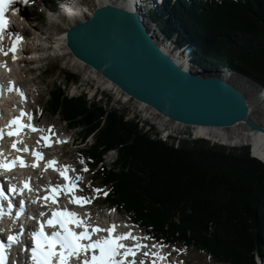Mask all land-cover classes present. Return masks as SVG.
<instances>
[{"label":"trees","instance_id":"1","mask_svg":"<svg viewBox=\"0 0 264 264\" xmlns=\"http://www.w3.org/2000/svg\"><path fill=\"white\" fill-rule=\"evenodd\" d=\"M149 17L206 71L230 69L264 88V0H165ZM61 75L66 86L78 83L75 74ZM108 103L68 97L61 85L46 103L78 131L88 173L107 193L103 204L167 245L255 264L264 254V164L250 147L162 141ZM109 152L115 158L107 165Z\"/></svg>","mask_w":264,"mask_h":264},{"label":"water","instance_id":"2","mask_svg":"<svg viewBox=\"0 0 264 264\" xmlns=\"http://www.w3.org/2000/svg\"><path fill=\"white\" fill-rule=\"evenodd\" d=\"M65 29L68 53L99 75L107 88L184 126L228 129L244 125L264 135V124L249 117L245 96L225 81V72L191 69L182 49L174 51L150 30L140 8H122L107 1L89 18ZM159 42L172 48L171 56ZM175 55L185 63L183 68L173 59Z\"/></svg>","mask_w":264,"mask_h":264},{"label":"rangeland","instance_id":"3","mask_svg":"<svg viewBox=\"0 0 264 264\" xmlns=\"http://www.w3.org/2000/svg\"><path fill=\"white\" fill-rule=\"evenodd\" d=\"M48 2H50V0H32V9H30L31 6H27L23 7L21 10L24 16L27 18V21H25V23L23 24V21L15 19L16 27L13 32L22 35L25 44L23 46V53L18 56V59L22 58L23 60L22 62L20 61L19 66L15 67L17 69L14 68L17 72H14V75H12V77L15 79V81H18L20 83V86L24 90V92L29 93V97H27V99L31 102L29 103V108L32 112V117L36 118L38 123L42 126L43 134H46V132H51L55 136H64L67 140L68 144L66 146H64L65 144H61L59 148H56V151H60L62 158H64L68 162V164H71L70 167L71 170H74L75 177H81L79 181H76V189L83 197H88L91 200V203H86V205H88V207L92 209L93 214L98 215L105 207L103 206L104 191L100 193L94 192L93 189H98L97 185L92 180L91 175L88 173V171H82V169L86 167L84 165V163L86 162V158L83 152L85 144H81L79 142L80 135L78 131L68 130L69 128L66 127V125L59 119V117L52 116L47 109L46 103L48 100V93L54 87V85L63 86L64 91L66 92L68 97L75 98L81 94H85L87 100L97 103L101 102L103 104L108 103L112 98L113 101L111 102V106L118 107L120 111L124 113L126 120H131L128 115V112L130 111L121 110L123 108H132V110L136 109L139 110L138 112L141 115H150L151 118L149 119V121H153L154 124H157L158 126L170 127V123H174L176 127L171 129H160L155 127L156 130L160 132V134L169 133V140H172L173 138L180 139V141L204 140L207 141L210 145L223 146L226 148L249 146L242 141L243 135H245L246 130H248L244 125H237L235 126V128L232 127L228 129H222V131H216L213 133L210 132L211 134L207 136L209 137L208 139L199 137L196 130L197 128H194L195 130L192 127H183L185 129L179 128L177 127V125L179 124H176L172 121L169 122V120H166L165 118L156 114L154 111L153 113L148 107L143 106L142 104H139L132 99H129L127 103H124L121 100H116L117 92L115 93L112 91V89L107 88V83L104 80H101L99 75L95 74L85 65H82L75 61L71 55L63 53L61 56H56L54 59H51L49 45L54 43L52 47L55 49V39L65 31L64 26L67 27V25L71 21L77 23L78 21H76V16L83 18L87 17H85V15H75L71 16L70 18L64 19V21H58L57 16L52 18L50 17V15H48L46 18L44 16L45 10L43 11L41 7L42 5L48 6ZM84 2L90 6L89 8L92 9L96 8L98 5L97 0H84ZM54 21L58 22L55 23ZM152 27L153 31H155L154 28L156 27ZM150 30H152V28H150ZM156 33L155 35H157ZM223 71L226 75L227 72L230 73L229 75H231V78L229 80V83H232L245 96L248 107L250 109L249 117L253 119L257 124H264V100L261 99L262 97H264V88H261L248 79L235 74L232 70L230 71V69H225ZM63 72H69L78 76V84L66 86L63 80V76L61 75ZM261 90L263 91L261 92ZM122 98L123 97H120V99ZM137 106L138 108H136ZM116 107L115 110L118 109ZM134 121L136 123L138 122L139 127H142L140 128L142 129V131L143 128H145L148 124L151 127L153 125L149 121H141L139 118H135ZM173 131L175 132L174 135L172 134ZM171 135L175 137H172ZM160 136L163 137V135ZM236 137L240 138L239 141L242 142L231 144V142H233ZM223 138L228 142V145L224 144ZM174 141L176 142V140ZM251 153L252 156L255 157L252 152V148ZM114 155V152H109L105 157V164L110 165L115 158ZM55 159L57 165H61V163H63V161H57V156ZM257 159L260 160L259 158ZM81 161H83V163H81ZM260 161L264 163L263 160ZM54 173L53 177H55ZM119 213L123 219L129 218L126 214L122 212ZM110 214L113 217L114 213L112 210H110ZM172 250L176 252V258L180 259L181 264H225L216 262L213 258L210 259L209 257H207L208 254H202L193 248H182L177 245L174 246V249ZM133 257L136 259L135 264L141 261H143V264H147L140 254ZM262 257H264V254ZM255 264H264V262L259 263L257 262L256 258Z\"/></svg>","mask_w":264,"mask_h":264},{"label":"bare ground","instance_id":"4","mask_svg":"<svg viewBox=\"0 0 264 264\" xmlns=\"http://www.w3.org/2000/svg\"><path fill=\"white\" fill-rule=\"evenodd\" d=\"M107 1H110V0H97V2H98L97 6H99L101 4H104ZM140 1L141 0H115V2H114L113 0H111L110 2L113 5H115V6H119V7H122V8L129 9L130 7L131 8H133V7H141V2ZM76 4L74 3V6H73V4H71V3L62 2L60 4V7H59L58 11L59 12L60 11L65 12V10H68L67 12L73 11L74 15H80V16H84L85 15V17H87V18H89L91 16V14L93 13V11H94L92 8H89V10H88V9H86V7L82 8L83 6L82 7H81V5L77 6ZM75 6H76V8H75ZM41 8L44 11V9L47 8V6L42 5ZM13 10H15V13H14L15 16L14 17L16 19H18L19 21H23L22 23L24 24L25 21H27V18L24 16L23 12L21 11L22 7L16 5V6H14ZM57 15L58 14H56V12L53 11L50 14V17L53 18V17H55ZM15 18H13V21L15 20ZM72 24H75V22L71 21L67 25V27H69ZM150 28H152V30H153L152 26H150ZM65 32H66V29L58 38L55 39L56 47H55L54 53L58 52V56L62 55L63 53L69 54L67 49H66V47H65V44H64L65 43V41H64ZM153 32L156 33L157 31L155 30ZM15 34L21 37V40L19 42H16V51H15V57L16 58H15V60L12 59L13 53L11 51H9V49L11 48L13 42H15V38H16L15 35L13 37V40L5 48V51L8 54L4 55V53H3V55H1L2 60L0 61V88L3 90V93L0 96V117H4V115H5V117H4L5 119H1L0 118V122H7V119H6L7 116L10 115L13 111H15L19 106H21V108H23L25 110H27V108H28V110L30 111L29 103H27V104L23 103L20 100V97H21L20 94L17 93L14 90V89L18 88L20 90V92H22L23 95H25V97H27L25 92L22 90V88L20 86V83L18 81H15V79L12 77V75H14L13 73L17 72V71H15V69H17L15 67L19 66L20 61L22 62V60H23L22 58L18 59V56L23 53V51H24L23 50V48H24L23 46L25 44L23 36L19 35L17 33H15ZM156 37H157V35H156ZM159 43H160V47H162L163 50L168 55L171 56L172 48L169 45H167V43H165L164 45H162V42H159ZM173 59L176 62L178 61V63H180L181 67L185 64V63H183V61L181 60V58L179 56L176 57V55H175V56H173ZM179 59H180V61H179ZM75 61H77V60H75ZM9 62H12V63H9ZM77 62L80 63L79 61H77ZM80 64H82V63H80ZM230 78H231V75H229V73L227 72V75L225 74V79L228 81V80H230ZM9 88H12L13 90L9 91ZM112 91L115 92V93L117 92L116 93L117 94L116 100H121L122 102L127 103L128 100L130 99L129 97H127L126 95H124L123 93H121L120 91H118L116 89H113ZM120 97H123V98L120 99ZM112 101H113V99L111 98V101H109L108 105H109L110 108L115 109L116 106H113L114 108L111 106L112 105L111 104ZM116 108H118V107H116ZM136 108H138V106ZM117 110L120 111L119 108ZM121 110L130 111V112H128V115H129L131 120H134L135 118H137V119L139 118L141 121H149V119L151 118L150 115H148V114L147 115L139 114V112H138L139 110H136V109L132 110V108L131 109L123 108ZM150 110L153 112L152 109H150ZM166 120H168V119H166ZM34 122H35V126H36V128H35L36 131L33 133V135L31 137L29 135H28L29 136L28 137V136H25V134H23L24 135L22 137L23 139L21 141L17 142L16 148L12 147V145H13L12 144V139H5V136L3 134L0 135V142H3V149L6 151L8 157H10L12 159L16 158V156L17 157H24V165H25V167H26V165L27 166H32L33 164H36V167H33L35 170L32 171L30 174H27V178L32 181L29 184H31V186H35L34 190L39 191V189H42V184L41 183L44 181V179L48 180V179L52 178V173H50V172H53V171H57L58 172V169L56 168V166H57L56 162H55V164L53 166L46 167V165L48 164L49 161H55V159L51 158L47 154H41L42 158L41 159H37L36 157H34L32 155V152L33 151L39 152V149L37 148V145L39 144V146L40 145L42 146L44 144V140L42 139V137H47L48 138V141H49L48 145H54V144L57 143L56 141H60V140L58 139L57 136L52 135L51 132H46V134H43L42 126L38 123L36 118L34 119ZM149 122L153 124L152 127L155 125L153 128L157 127V128H160V129H162V128L171 129V128H175L176 127V125H174V123H170V125H171L170 127L169 126H163L162 127V126H158L157 124H154L153 121H149ZM169 122H171V121L169 120ZM176 124H178V123H176ZM152 127L149 126V124H148L145 127L146 129L143 128V132H152L153 131V129H151ZM177 127L183 128V127H188V126H184V125L179 124V125H177ZM139 128H142V127H139ZM192 128L193 129L197 128L196 130L198 132L197 134H198L199 137L207 138V139L209 138V137H207V136H209V134H211L213 132H216V131H222V129H211V128H201V127H192ZM183 129H185V128H183ZM155 130H156V128H155ZM174 133L175 132L173 131L172 134L174 135ZM41 135H43V136H41ZM160 135H163V137H161ZM169 135H170L169 133H164V134L161 133L160 134V132H159L158 133V138L161 139L162 141H168ZM172 137H175V136H172ZM38 138H41V140H39ZM239 139L240 138L236 137L235 140L233 142H231V144L243 141L245 144L249 145L252 148V152H253L255 157H257L260 160L264 161V135L257 134L255 132H251V131L246 130V134L243 135L242 141H239ZM174 140H176V142H175L176 144L175 145H177L178 142H180V139H177V138H173L172 140H169V141H174ZM223 142H224V144L228 145V142L224 138H223ZM18 145H20V146L18 147ZM25 149L28 150L27 153H25ZM14 151H17V154H14ZM37 186H38L39 189L37 188ZM17 212H20V211H16L14 214H11V215H9L8 213H2L0 215V228L7 226L6 229H9V230L11 229L12 230V232H11L12 234L17 233V230H15V229L16 228L18 229L19 224H20V226H24L29 220L27 218V215H25L23 212H20L19 216L16 215ZM33 219L35 220L36 216H34ZM113 220L115 222V221H119L121 219H119L118 217L115 218V214H113ZM32 225H35V224L33 223ZM5 230H4V232L2 230V234L3 235H9V234H7L5 232ZM8 249H10V252L12 254V261L17 263L18 260H16L17 258L14 259L13 255L16 256V257L19 256L21 258L20 254L17 253L12 247L11 248L9 247ZM147 249H148V247H147ZM131 260H135V259L133 257H131V256H128L125 264L130 263ZM144 261L147 264H149L148 263L149 261L146 258H144ZM70 264H74V261L71 260Z\"/></svg>","mask_w":264,"mask_h":264},{"label":"snow or ice","instance_id":"5","mask_svg":"<svg viewBox=\"0 0 264 264\" xmlns=\"http://www.w3.org/2000/svg\"><path fill=\"white\" fill-rule=\"evenodd\" d=\"M12 2V0H0V32L5 31L6 29V21L4 19V11L5 8ZM26 3L27 0H24ZM2 39V37H0ZM21 40L20 36H16L15 42H13L9 51L13 53L12 59L15 60V51H16V42ZM0 52H3V49H0ZM7 52H4V55H7ZM12 88H9V91H12ZM17 93L20 94L23 99V93L20 90L14 89ZM25 112L22 110L20 116H24ZM28 119L31 120V116H28ZM16 125L15 131H9L8 135L13 136L16 135L20 129L24 127L30 128L32 131H36L35 128L29 123L27 125L22 124L20 122V117H16L9 121V126ZM50 131V129H49ZM0 135H2V131H0ZM45 142V145H48L49 141L47 137H42ZM60 143L61 141H56ZM13 148H16V143L13 142ZM27 151V149H25ZM32 155L37 159H41V153L37 151H33ZM16 159L19 160V157ZM83 163V161H81ZM55 161H49L46 167L53 166ZM13 165L10 163H0V167L4 169H10ZM20 166L24 167L23 160H20ZM32 167H36V164H33ZM82 171L87 172L88 169L85 167ZM67 169L60 172V175L66 181L64 185H57L52 187L50 191L54 194H59L60 191H63L65 194L68 192H72L76 187V181L81 179L80 176L75 177L71 183H67L69 181V177L66 174ZM25 188H28V184L24 185ZM9 191H15L14 188H10ZM94 192L100 193L101 189H93ZM107 195V193H103ZM0 196H3V192H0ZM45 200L51 199L52 203H56L54 196H46ZM70 202H74L78 205L83 206L85 203H91V200L88 197H77L74 192ZM21 210L23 206V201L20 202ZM8 208H12V204H8ZM2 211V210H0ZM17 216L20 215V212L16 213ZM41 216L44 214L41 213ZM39 223V222H38ZM72 224L78 226L82 230L79 232H75L69 229L68 225ZM45 225L54 226L59 225V228L62 231H53L51 234H45L43 231ZM115 225L109 226L107 229H101L98 226H94L89 231L88 226L84 223V220L77 217L76 213L62 210V211H53L51 214V218L46 220L43 223H40V226L37 231L31 233L33 247L31 248V261L32 264H70V260L75 258L79 259L80 264H125L123 257L135 256V252L132 248H128L123 243L126 239L136 240L135 236L131 235V232L114 235ZM96 232H107V236L100 237L98 239H91L92 233ZM7 239L12 241L14 237L8 236ZM147 239V237H145ZM82 241H87V243H82ZM163 246V245H161ZM135 247L139 249L142 247L140 244H136ZM155 247V245H153ZM90 253V255H85L83 259H81V254ZM145 256L148 255L147 252L144 253ZM163 259V257H160ZM0 264H5V256L3 246H0ZM135 264V262H133ZM143 264V261L140 262Z\"/></svg>","mask_w":264,"mask_h":264},{"label":"built area","instance_id":"6","mask_svg":"<svg viewBox=\"0 0 264 264\" xmlns=\"http://www.w3.org/2000/svg\"><path fill=\"white\" fill-rule=\"evenodd\" d=\"M80 20H85V18H83V17H80ZM64 27H66V26H64ZM67 28V27H66Z\"/></svg>","mask_w":264,"mask_h":264}]
</instances>
